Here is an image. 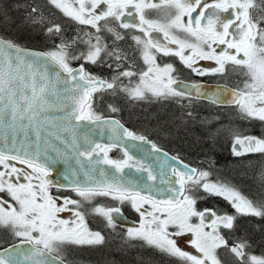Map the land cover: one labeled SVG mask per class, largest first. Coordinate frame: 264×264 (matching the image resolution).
<instances>
[{
	"label": "snow or ice",
	"instance_id": "obj_1",
	"mask_svg": "<svg viewBox=\"0 0 264 264\" xmlns=\"http://www.w3.org/2000/svg\"><path fill=\"white\" fill-rule=\"evenodd\" d=\"M17 7L52 46L35 51L0 37V229L12 237L0 264H66L69 246L104 245L102 232L88 227L85 204L113 232L127 223V205L139 225L128 227L123 240L182 264H264V252L255 254L236 235L240 217L264 220V198L250 199L212 180L210 171L169 156L112 115L121 108L108 101H175L187 109L206 99L264 127V0H26ZM57 14L76 26L73 36ZM166 58L200 76L209 72L195 65L213 61L212 75L238 71L246 79L242 87L219 86L209 95L199 83L178 80ZM206 131L209 138L230 135L237 157L264 155V136L219 124ZM114 149L120 159L109 157ZM132 150L147 153L148 162ZM58 162L69 164L67 184L50 178ZM205 196L221 197L234 213L199 208ZM99 197L116 203H94ZM183 236L195 254L177 246L175 238Z\"/></svg>",
	"mask_w": 264,
	"mask_h": 264
},
{
	"label": "rangeland",
	"instance_id": "obj_2",
	"mask_svg": "<svg viewBox=\"0 0 264 264\" xmlns=\"http://www.w3.org/2000/svg\"><path fill=\"white\" fill-rule=\"evenodd\" d=\"M44 4V0H40ZM12 3L10 5L7 2H4L3 0H0V34L4 35L5 38L13 40L14 42H21L30 45V41H27L26 39H23L22 37H25V35L35 43L39 42V39H37V35L44 36V34L40 31L34 30L25 22V16H26V10L23 7H17V5H23L26 0H11ZM10 6L11 10L14 11H19L18 17H10L7 15V6ZM59 15V14H58ZM57 15V16H58ZM10 23V26H9ZM69 28V27H68ZM17 31V32H16ZM19 32V33H18ZM24 33V34H23ZM67 35L69 33H66ZM45 38V36H44ZM44 40H47L46 38ZM43 41V40H42ZM41 41V42H42ZM35 43V44H36ZM226 79H230L229 81H232L235 87H242L244 80L246 79L240 72L238 71H233L232 74L226 76ZM109 102H116L118 106L122 108L123 111L126 113L134 111L135 113L140 110L139 113H137V117H141L143 121L134 123V127L142 133H149L151 134L150 131H148L144 125L149 124V126L157 131H160L162 129L160 135H163L165 138L169 139L172 138L176 140L180 145L178 144H171L169 143L168 148L173 150L175 153H178L179 155H182L189 159L192 163L194 162L198 167V169L201 170H207L212 173L211 179L212 180H221L222 178L228 180L229 177H226L225 175L222 174H228L226 172H223V170L231 171L234 172L237 177H247L252 182L256 184V186L259 189V192L261 195L264 196V180H262V175H264V155L258 154V153H253V154H248L245 156H240L238 163H235L234 160H230L229 158V153L227 152L228 147H230V153H232L231 147H232V138L227 139L224 137V135L221 134L220 137L215 136L214 138H209V134L206 131V129L212 127L211 124L217 122L216 117L213 118L211 116H201L204 111L209 110V105L207 104H195V106H192L193 110H190L193 113L192 118H187L184 117L183 110L178 109L175 104H155L152 108L153 112H150L146 109L147 104L144 105H137L140 106V108H136L134 101H127L125 99L118 98H108ZM186 103V102H185ZM188 103V102H187ZM180 105V104H178ZM190 105V104H189ZM181 106V105H180ZM184 108V107H183ZM169 109V110H168ZM231 109V108H230ZM189 110V109H188ZM187 111V110H185ZM184 111V113H185ZM225 114V113H224ZM234 110H228L226 112V116L230 117H236L234 115ZM238 119V118H237ZM205 121H208V123H205ZM144 124V125H143ZM218 125V124H217ZM224 127V126H223ZM145 128V129H144ZM216 128V127H215ZM213 131L215 129L211 128ZM163 133V134H162ZM155 139H157L153 134H151ZM227 140V141H226ZM230 140V141H229ZM216 141V142H215ZM210 143L214 147L216 146V143L220 144L221 146L218 147V149L221 147L222 150L219 149V153H217L216 158L211 156V154H208L210 152H207V156L205 157V154L202 152H199L198 149L200 148L201 150L206 147V144ZM166 145V144H165ZM225 148H223V147ZM199 149V150H200ZM233 154V153H232ZM236 157L235 155H233ZM252 156V157H251ZM246 158V159H242ZM217 159L216 166H210V162L215 161ZM254 166L252 170V174L247 168H250V166ZM233 167H239L240 169H233ZM222 170V171H220ZM215 172V173H214ZM220 174V176L218 175ZM232 178V177H231ZM73 195V194H72ZM74 197V195H73ZM209 196H205L203 199L200 201H205V199H208ZM218 199L223 201V203L228 204L226 201H224L221 197H212V199H209L208 201L211 204H207L206 202H198V207L199 208H215L216 206H220L218 204ZM216 204H214V203ZM217 210H220L218 208ZM229 211L230 213H234V209L231 208L229 205ZM87 216L91 214V212L86 213ZM246 218V219H245ZM254 217H243L242 220H247L249 225L248 230H254L256 231L257 234L261 235L264 234V225L261 222H253ZM241 220V219H240ZM100 223L97 221L91 222L88 227L89 229L93 231H98L97 227H99ZM241 228V226H240ZM6 231L3 229H0V241H2V238H7L8 235H3L5 234ZM247 234V233H246ZM249 235V234H248ZM251 236V235H249ZM235 239V237H233ZM177 240V246L180 247L184 251H189L195 254V250L191 248L190 243H186L185 241L188 240V236H183V237H176ZM114 245L111 246V250H105L104 255H99V254H92L91 257H89L87 260H94L95 258L98 259L99 264H121L120 261L118 262L117 260H113L115 256L113 253H123L120 251V246H118V243H113ZM254 246V245H253ZM260 246V245H259ZM264 250V247L261 246L260 251L262 252ZM127 254V251H125ZM141 251L137 248L134 247L133 252L130 253V259L133 258V260H130L132 264H140V260L148 261L151 256L147 254H140ZM114 256V257H113ZM155 262L157 264H182L178 260V258H173V257H164L161 256L158 252L155 251ZM129 260V259H128ZM123 262V261H122ZM130 264V263H127Z\"/></svg>",
	"mask_w": 264,
	"mask_h": 264
},
{
	"label": "flooded vegetation",
	"instance_id": "obj_3",
	"mask_svg": "<svg viewBox=\"0 0 264 264\" xmlns=\"http://www.w3.org/2000/svg\"><path fill=\"white\" fill-rule=\"evenodd\" d=\"M40 3L43 5V3L40 1ZM58 15V14H57ZM56 19L58 22H61L62 24H66L67 25V33H69L67 36L71 37L75 34V29L76 26L74 24H72L70 21L67 20V18H62L60 16V14L58 16H56ZM69 27V28H68ZM2 37L3 35L0 34ZM26 38H28L25 35ZM37 39H39V42L36 43L37 44V49L41 50V51H45L48 48H50L51 42L49 40H44V36H40L37 35L36 36ZM7 39V38H5ZM29 41H31L30 39H28ZM43 40V41H42ZM42 41V42H41ZM22 46V45H21ZM25 46V45H24ZM27 47H32L31 45H26ZM167 60H169L170 62H173L176 66V73L174 74L178 80L186 82V83H206V84H223V85H228L231 88H236L234 85V83H232V81H229L230 79H226V76L230 75L233 73V71L231 72H226L224 77H221L219 75H212L211 74V70L213 68L216 67L215 63L213 61H207V60H200L195 67L198 68H203V69H207L209 74L207 75H197L196 73L192 72L190 69L186 68L185 66H183L182 64H180V62L178 61V59L176 58H166ZM229 69H231V65L228 66ZM93 71L98 72L101 75L104 76H109L111 74V70H100V69H93ZM239 88V87H237ZM187 103V101H186ZM207 104L209 106L212 107H217L218 109H220L222 113H224V111H228V110H232V108L230 106H226V107H219L216 105H213L212 103H210L209 101L206 100H192L190 105L188 106L187 109L183 108L182 106L178 105V103H176L175 101H167V102H153V103H145V102H140V103H135L136 108L138 110V108H140V106L137 105H145L146 109L150 112H153L152 108L155 104H163V105H167V104H175L177 106L178 109H182L183 110V114L185 110H193L192 106H195V104ZM121 108V107H120ZM231 108V109H230ZM169 110V109H168ZM140 110H138L137 113H139ZM137 113H135L134 111L132 112H128L126 113L125 111L122 110L119 113H114L112 115H114L116 118H119L121 120L122 123L125 124L126 127H128L129 129H133L138 131L134 126V123H136V125H138V122L143 121L141 119V117H137ZM185 117V116H184ZM193 117V116H192ZM141 120V121H140ZM144 125V124H143ZM144 127L151 132V134H153L157 139H155L151 134L149 133H145V135L148 136V138L155 142L158 146H160L161 148H163L164 150H166L167 152H170L171 154H173L174 156H178L180 159H182L183 161H185L187 164H189L190 166H194V167H198L197 165H193L195 164L194 162L192 163L189 159H187L186 157L179 155L178 153H175L173 150H171L170 148H168L169 143L173 144L174 140L173 139H167L165 138L163 135H160V131H155L153 130L149 124L144 125ZM144 128V129H145ZM139 132V131H138ZM142 133V132H140ZM144 134V133H143ZM163 134V133H162ZM166 144V145H165ZM109 157L110 158H115V159H120L122 157V153L120 152L119 149H114L112 152L109 153ZM237 157V156H236ZM217 160L216 161H212L210 162V166H213L212 164L216 165ZM53 194L55 195H60L61 193H57L56 189L53 188L52 189ZM74 195V193L68 192V191H64L63 195ZM72 195V196H73ZM209 197L208 199L206 198L205 201H198V202H206L207 204H211L209 201ZM94 203H102L105 205H111V204H115V201H111L109 198H104V197H99L97 198V200ZM214 203V202H213ZM216 204V203H214ZM219 204V203H218ZM147 207V206H146ZM85 208H88L90 211L91 205L85 204ZM88 211V212H89ZM122 211L124 213V216L126 217L127 223L123 224V225H118L117 229L115 232H113L111 229H108L102 218L93 215L92 213L90 215L87 216L86 214V221L87 224L89 225L91 222L93 221H97L100 223L99 227H97L98 231H101L102 234L105 236V244L104 245H100V246H95V247H89V246H83V247H77V246H69L68 250L65 252V259H66V264H99L98 259L95 258L94 260H87L89 257L92 256V254H99V255H104L105 250H111V246H113L114 242L118 243V246H120V251L123 253H113L114 258H112L114 261L117 260L118 262L120 261L121 264H127L130 263V260H133V258L130 259V253L133 252L134 247L139 249L141 251L140 254H147L150 257V259L148 261H144V260H140V264H157L155 262V250L148 248L147 246H143L140 242L138 241H130V242H125L122 238L123 232L126 231V229L128 227H138L139 225V214L136 213L134 210H132L130 207H128L127 205H123L122 206ZM91 212V211H90ZM62 217H68L69 214L68 213H62L60 214ZM248 220H240L238 221L239 226H241V228L239 227V230L236 233L237 236H242V237H249L248 234H246L245 231H248L249 229V223L247 222ZM256 221V219H253V222H251V224H253ZM244 232V234L242 235V233ZM3 235H8L7 233L3 234ZM3 240L0 241V249L9 246V244H11L12 241V237H10L8 235L7 238H2ZM127 251V254L126 252ZM129 259V260H128ZM123 261V262H122Z\"/></svg>",
	"mask_w": 264,
	"mask_h": 264
},
{
	"label": "trees",
	"instance_id": "obj_4",
	"mask_svg": "<svg viewBox=\"0 0 264 264\" xmlns=\"http://www.w3.org/2000/svg\"><path fill=\"white\" fill-rule=\"evenodd\" d=\"M3 1L4 2H7L9 5H10V3H12L11 0H3ZM6 6H7V10L6 11L8 12L7 13L8 16H10V17H14V16L18 17V15H19V11L18 10L17 11H14V10H11L10 8H8L10 6H8V5H6ZM9 26H10V23H9ZM3 37H4V35H3ZM22 38L23 39H26L27 41H29L28 40L29 38H26V37H22ZM35 43H36V41H35ZM35 43L33 41H30V45L32 46L30 48H35L36 49L37 48V44H35ZM18 44H20L22 46L28 45V44L21 43V42H18ZM209 107H210L209 110L207 112L204 111V113L201 116H205L206 115L208 117L211 116L213 118L219 116V120H217V122L211 124L212 127H210V128L215 129V127L217 126V124H219V125H223L225 129H227V128H236L239 131L243 132L244 134H251V135H256V136H264V127H261L259 122L253 121V122L249 123L247 121H243V120L237 119L236 117L226 116V112H228L227 110L224 111V113H225L224 114V113L220 112L221 110L218 109L217 107H212V106H209ZM160 132H164V131H162V129H161ZM222 135H224V137H226L227 139L231 138V136L228 135V134H223L222 133ZM220 136H221V134L220 135H217V137H220ZM170 139H172V138H170ZM173 143L180 145V143H178L176 140H174ZM219 146H221V145L218 144V143H216V146L214 145V147L212 146V144L207 143L206 144V147H204L203 150H201L199 148L200 150L198 149V151L199 152H202L203 154H205V157L207 156L206 153L207 152H210L208 154H211V156H213L214 158H216L217 153H219L218 152L219 149L222 150L221 147L218 149ZM223 148H225V147H223ZM229 148L230 147H228L227 152L229 153L230 160H234L235 163H238L237 161H239V158L238 157H234L233 154L230 153V149ZM242 159H246V158H242ZM193 165H196V164H193ZM213 165L216 166L215 164H213ZM253 167L254 166L252 165V166H250V168H247L250 171V173L252 172ZM233 169H240V168L239 167H235V168L233 167ZM220 171H222V170H220ZM231 171H227L226 169L223 170V172H226L228 174H222L221 173V175H225L226 177H229V178H228V180L222 178V181H225V182H227V183H229V184L237 187L244 195H246L250 199L259 200L261 198H264V196L261 195V193L259 192V189L256 186V184L254 182H252V180H250L247 177H241L240 178V177L234 176L236 174L234 172H231ZM218 175L220 176V174H218ZM209 199H212V197H209ZM218 202H219L220 206H216V209L220 208V210H225V211H228L230 213V211H229V204L223 203V201H221V199L220 200L218 199ZM242 218L243 217H240L239 219H242ZM250 219H256L255 222H261L264 225V220H261V219L256 218V217L250 218ZM239 231H241V230H239ZM245 232L247 234L251 235V236L248 235L249 237L246 236L245 238H247L251 242L253 252L255 254H257V255H259L262 252H264V250H262V252L260 251L261 246L264 247V234L259 235V234L256 233V231H254L252 229L251 230H248V231H245ZM243 234H244V232L242 233V235ZM231 239H234V238H231Z\"/></svg>",
	"mask_w": 264,
	"mask_h": 264
},
{
	"label": "water",
	"instance_id": "obj_5",
	"mask_svg": "<svg viewBox=\"0 0 264 264\" xmlns=\"http://www.w3.org/2000/svg\"><path fill=\"white\" fill-rule=\"evenodd\" d=\"M0 37H2V36H0ZM25 48H27V49H31V50H35V51H41V50H38V49H32V48H29V47H26V46H24ZM183 82V81H182ZM183 83H185V84H193V83H186V82H183ZM201 85H203V87H204V89L209 93V95L211 94V92L213 91V90H215L217 87H219V86H227V87H229L228 85H223V84H206V83H203V82H201L200 83ZM229 88H231V87H229ZM199 100H206V99H199ZM206 101H208V100H206ZM223 107H226V106H223ZM53 115H55L54 113H53ZM94 139H99L98 137H93ZM150 140V139H149ZM101 142H104V143H107L108 141H107V139H105V140H103V141H101ZM145 147H148V146H145ZM158 147H160V146H158ZM161 148V147H160ZM164 152H167L166 150H164L163 148H161ZM168 153V155L169 156H174L173 154H171L170 152H167ZM132 154L135 156V157H137V158H140V159H143L145 162H148V156H147V153H145V154H143V155H141V153L139 152V151H136V150H132ZM62 159V158H61ZM82 160L84 159V158H81ZM180 159V158H179ZM180 160H182V159H180ZM183 161V160H182ZM85 163H87L86 161H85ZM183 163H185V164H187L185 161H183ZM72 164H73V166L74 167H77L75 164H74V162H72ZM187 165H189V164H187ZM190 166V165H189ZM100 167H106V166H104V165H100ZM190 167H192V166H190ZM193 168H196V167H193ZM68 171H69V164L68 163H61V162H58V163H56L55 165H53L52 166V174H51V179H53L54 181H57V182H59V183H62V184H67L68 183V181H65L64 179H63V175L64 174H67L68 173ZM125 172L126 173H129L131 176H139L140 174L139 173H136L135 172V169H125ZM69 179H71V177H69ZM11 246V244H9V246H7V247H10ZM5 248V247H4ZM4 248H1L0 249V251H2Z\"/></svg>",
	"mask_w": 264,
	"mask_h": 264
},
{
	"label": "bare ground",
	"instance_id": "obj_6",
	"mask_svg": "<svg viewBox=\"0 0 264 264\" xmlns=\"http://www.w3.org/2000/svg\"><path fill=\"white\" fill-rule=\"evenodd\" d=\"M30 48V47H29ZM32 49H35V48H32ZM37 49V48H36Z\"/></svg>",
	"mask_w": 264,
	"mask_h": 264
}]
</instances>
